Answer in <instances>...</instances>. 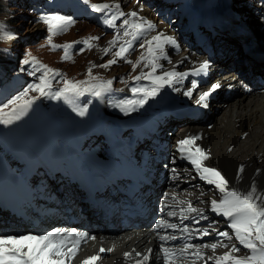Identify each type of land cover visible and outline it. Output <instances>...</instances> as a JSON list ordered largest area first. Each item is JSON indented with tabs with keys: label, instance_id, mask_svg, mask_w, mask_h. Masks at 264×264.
Returning a JSON list of instances; mask_svg holds the SVG:
<instances>
[{
	"label": "bare ground",
	"instance_id": "obj_1",
	"mask_svg": "<svg viewBox=\"0 0 264 264\" xmlns=\"http://www.w3.org/2000/svg\"><path fill=\"white\" fill-rule=\"evenodd\" d=\"M228 1L230 3L232 1L235 2V0ZM209 2H212V0H209ZM244 7L249 9L246 12L247 19L251 22L254 29L261 30L260 34L254 29H252V31L248 27L246 32L245 27L243 28L240 24V18L233 17V10H230L226 15L228 16L227 20L221 18L222 21L226 22L225 26H227L228 29L220 30L209 28L212 31L204 30L205 37L208 36L206 37L207 43L213 46V50H216V48L221 50L220 54L216 51H213L210 55H205V53L200 54V58L203 60L201 61L200 59L201 62H194L188 59L185 55L187 53L182 50L172 57V61H169V64H164L162 60L163 57L161 59L159 52L163 49L172 47L173 43H163L162 48L155 52V63L158 67L152 75L161 76L165 72L175 71L177 73H186L185 76L173 78L170 85L165 84L159 89L155 96L148 98L147 102L143 105H128V107L134 110L127 113L121 111L119 105L129 100L139 101L143 98V92H134V88H130L131 83H126V87L123 91L116 94L117 96H114L115 94H111L108 88L111 86L115 88V86H119V83L116 81L115 84L107 86L109 82L107 76H100L102 78L103 88L97 85L96 91H100L98 105L100 108L102 107L107 111V117L110 119V122L104 125L97 117L92 116L94 115L92 111L89 113L86 112L84 116L77 115L78 121H82L83 123L85 121L88 123L90 122L92 127L98 131H100L101 128L107 130L111 152L105 155L100 154L102 142H100L96 148L78 146V150L84 157L96 164L98 171L103 174L123 175L124 180L121 185L122 187L130 183H136L140 185L141 189H153L155 185L154 181L157 179L159 172L162 184L159 185L158 188L162 189V191L160 193L153 192L149 198H146V202L149 206V214L158 219H166L167 217L166 212L161 211V209L164 208L165 202L170 204L169 209L173 210L177 215H181V210H186L189 203L192 207L201 206L208 213L213 214L210 202L213 199L218 200L220 198L221 194L218 190H216L213 185H209L206 181L201 180L191 163L183 159L180 155L178 141L191 136L201 137L199 140L195 141L193 147L198 146L209 154V159L203 162L204 166L212 167L220 171L228 180V187L230 189L236 188L242 192H247L250 190L252 183L255 182L258 191L264 193V84L260 82L253 84L247 82L245 83L247 85H245L243 83L245 80L243 79L242 90H237V93L232 96L229 95L230 98L227 101L221 100L223 103H221L220 106L225 107L226 116H220L218 120L213 123V126L203 123V115L205 114L203 111L199 118L192 117V120L186 125H181L183 119L187 120L183 117L179 118L178 121H173L170 125L168 123L166 124L168 119H166V117L175 114L177 110L176 101L172 96L170 97L166 91L171 92L173 95H175V93H181L180 91L186 89L185 81L189 76H192V83H197L198 80L194 76L203 74H196V69L199 68L201 63H213L214 66L221 64L219 67L221 68L223 65L226 66L228 64L229 61L227 58L235 53L238 54L236 58L241 59L240 56L243 54L241 47L245 46L244 50H246L248 42L250 40L254 41L258 37H262L260 43L249 42L254 45L251 44L249 46L247 52L250 54L244 57L245 60L248 61V65L245 66L241 64L240 59H235L234 62L228 64L230 68L224 73L225 81L221 83L226 84L227 88H231L237 83L241 74L244 78L247 75L251 77L257 71L264 76V0H244ZM110 9L109 14L111 16L119 12L115 7H111ZM135 12L137 13L135 20L140 19V22H148L151 16L156 14V12L148 8L147 5L142 6L141 10ZM128 16L129 15H127V17ZM124 17L126 18L125 15L123 18ZM221 20L219 19L217 21L219 22ZM147 29L145 25L143 35L145 33L144 31ZM158 29L159 30H150L151 35L147 34V36L149 35L148 40H151L153 36L160 35L162 38L169 37L174 40V42L177 41L175 37L178 31L175 32V27L169 26L167 22H164L159 25ZM117 37H120L119 34L111 36L108 45H106V48L109 49V59L124 61L131 58V51L126 54L125 58L114 56V53L119 50V47H115L116 44H125L122 38L123 42L118 39L116 44L112 45L110 42ZM154 44L155 42L153 43V47ZM229 44H232V46H229ZM193 45L185 44L188 50H192ZM165 51L167 52V50ZM99 56L92 60V64L97 69H100V65H106L108 63L107 61L105 64H99ZM259 64L260 66H257ZM108 67L110 68L111 65ZM132 67L133 65L130 66V69H132ZM150 72L151 67L145 68L143 64L139 65L137 73H135L139 76L142 73ZM215 77H217V75ZM79 81H81V79ZM221 83L219 84L220 87L215 91L226 89ZM213 84L218 83L217 81L210 83L195 97L186 95L188 101L185 104V108H187L189 112L197 111L204 105L203 103H198L200 95L203 92L209 91ZM245 86L246 88H244ZM152 87L153 80L142 79L136 89H150ZM200 90L201 89H199V91ZM213 97H215L214 91L211 92L206 103ZM175 126L176 129L172 134H168V137L165 138L166 130H173ZM126 127H132L134 130L130 133H125L123 130ZM40 132L45 137L52 140L58 135H71L70 131L59 126H44L40 128ZM151 137L155 140L151 141ZM96 138L97 136H91L92 141ZM171 141H174L173 145ZM138 144H144L142 150L137 148ZM165 147H168V149L164 150ZM73 161L76 162L78 160H72V162ZM156 161H158L159 164L157 175L152 179ZM241 165L244 166V172L241 174V179L237 180V171ZM0 167L2 168L3 164H1ZM173 169L175 172H173ZM257 170H259V172ZM189 178L195 179L190 185L187 181ZM14 185H8L7 179L2 178L0 175V195L6 196L9 199L16 198L15 194L11 192ZM92 185L95 186L96 184ZM189 186L199 191L204 190L205 192L199 197L197 194L191 193ZM141 189L139 192L143 193ZM30 192L39 204L40 211L31 214L32 220L29 216H23L21 218L12 216L7 224L8 229H0V236H23L28 234L45 235L52 231L65 233L74 231L86 237H95V239L81 240L79 251L76 256L71 261H66V264H81L85 258L97 254L102 258L97 260L96 264H135L136 260H142L144 254L149 256L145 264H166L158 248L157 233L160 229L156 228L157 223L155 220H150L148 217L144 218L147 214L142 217L143 220L139 221L138 224L133 223L136 219H128L130 223L124 224L121 221H116V213L111 215L102 214V208L95 202L96 197L100 198V194L90 193L88 196L84 193L82 198L79 196L82 203L78 202V198H76L73 203V198L63 191L62 195H65L64 200L68 205L61 206L60 202V208H56L50 199L44 196L41 189H34ZM38 192H40L38 195L43 197L42 200L36 197V193ZM53 195L56 196L55 194ZM142 198L145 199V195ZM155 206L156 208L153 209ZM17 209V207H14L12 211H17ZM183 214L188 215L193 213L185 211ZM87 215H92V217L87 218ZM101 216L102 220H100ZM97 219L99 221L98 224L96 223ZM2 225L3 219L0 218V226ZM217 242H220V240L216 234L209 233L208 236L198 235L192 237L191 241L188 243L194 245L195 248L207 249L208 255H211L221 251L223 247H218L213 251L211 248L200 246ZM100 248L106 250L111 249V251L100 253ZM149 249L151 252H149ZM125 253H133V256L126 260ZM135 253H140L142 255L136 256Z\"/></svg>",
	"mask_w": 264,
	"mask_h": 264
},
{
	"label": "snow or ice",
	"instance_id": "obj_2",
	"mask_svg": "<svg viewBox=\"0 0 264 264\" xmlns=\"http://www.w3.org/2000/svg\"><path fill=\"white\" fill-rule=\"evenodd\" d=\"M85 4H89L90 0H83ZM90 7L95 12H104L111 7L119 8V5H109L107 3H92ZM125 13L118 12L111 16V18H106L104 23L108 25V27L114 28L116 27V20L120 17H123ZM130 17H137L136 12H131L128 14ZM52 19H62L53 17ZM46 23L49 24L50 29L53 32V35L58 34L55 30L59 27L61 31H66L67 26L71 25L73 21L71 20H63V27L60 25L52 24L51 20H45ZM123 25L127 26L131 29V31H125L123 35L131 36L132 40L127 41L125 44H122L119 47V50L114 53L115 57L125 58L126 54L133 48V42L137 40L142 34L145 25L148 29H152L154 25L150 22H134L129 19H124ZM99 37H89L82 41H75L70 44L57 45L52 43L51 36L49 37V45L52 50H56L58 48L64 49L63 60L70 59L69 49H71L74 44L82 43L86 48L91 49L92 44L90 41L98 40ZM119 37L111 41L112 45H115ZM154 47H153V43ZM163 43H175L169 37H161L160 35L153 36L151 40L145 41L140 45L141 48L145 47V44L148 45L147 48V57L144 54L141 55L140 60H138L135 64H133V69L137 67V65L145 60L147 63L145 67L151 65L150 73H142L139 76L134 77V80L139 81L141 79H149L153 80L152 88H144V89H136L134 88V92H143V98L139 101H126L124 104L119 105L121 111L125 113L134 110L128 105L139 104L143 105L147 102L148 98L153 97L157 94L159 89L163 87L165 84H171L173 78L175 77H183L186 73H177L175 71L165 72L161 76H153L152 73H155L158 65L155 63V52L162 48ZM81 49L80 51H83ZM105 53L109 51V49H104ZM162 55V53H161ZM132 63L131 61H128ZM116 63L115 59L109 60L106 65H100L101 67H108L112 64ZM25 65H32L33 70L31 72L32 75H35L37 72H41V76L39 77V83L33 84L28 91H25L20 97H18L19 101L22 103H17V101H12V104L16 105L12 110V115L10 118L5 119L0 117V123L9 124L13 119H19V115L16 114L17 108L20 109V115L23 114L24 110H26L32 103L33 99H25L28 97L29 91L38 92L41 96L50 95L53 99L64 98L66 101L71 102L69 99L70 95H79L81 94L80 85L84 82H73L70 80L64 81V88L56 91L54 93L47 92L46 89L51 88L49 76L51 74L52 77L60 76L61 73L57 70L49 68L47 65L41 64L34 57L31 59H25L23 61ZM208 69V63H201L199 68L196 69V74L205 73ZM89 75H91V68L88 70ZM111 82H108L107 86H110ZM219 84H213L209 91L203 92L198 100V103H203L204 107H207V98L211 95V92L215 91L219 88ZM86 91H90L91 88L84 89ZM95 95L99 96L100 91H96ZM185 95L191 96V90L185 92ZM7 107V105H5ZM73 111H76L79 116H84L87 109L84 108H73ZM201 137L199 136H191L178 141V150L183 159L188 160L191 165L194 167L196 173L199 175L201 180H204L209 185H213L216 190L221 194L220 198L211 200V211L219 216H222L227 221V226L232 230V235L230 236L227 231L218 232L219 236L225 237L228 240H231L233 237L238 242V247L236 244H232L229 248L228 244L223 243V241L212 243L210 245L204 244L200 247L211 248L215 251L218 247L229 248V251L225 252L223 255L215 258V264H264V193L258 191L256 183L253 182L250 190L247 192H242L236 188L228 187V180L215 168L204 166V161L209 159V154L202 148L198 146H194L195 141L199 140ZM259 172V170H257ZM173 172L175 170L173 169ZM244 172V166L241 165L237 171V180L241 179V174ZM167 205L165 206V208ZM165 209H161L164 211ZM187 211L188 213H195L198 217L202 219H207V217L202 215L203 210L192 207L189 203V206L186 210H181V218L185 219L186 216L183 213ZM169 216H175V212H168ZM199 223V220L196 221ZM176 224L168 223L165 220H160L156 224L157 229L165 228V229H177ZM181 233H190V229L185 226L179 229ZM195 232L201 233L203 235H209V231L207 229L201 230L196 229ZM161 240H175L176 236L174 235H164L159 237ZM86 239H95V237H86L85 235L78 234L74 231L71 232H60V231H52L48 232L45 235H23V236H0V264H66V261H71L79 251V245L81 240ZM195 247L192 244L186 243L183 248L179 250V253L172 251L169 248H163V256L166 261V264H171L173 259L177 256H183L187 252V249ZM241 248L247 249L249 254L238 257L233 255L234 253H238L241 251ZM106 251H111V249L100 248L99 252L104 253ZM149 252L151 250L149 249ZM136 256H141L140 253H135ZM190 255L194 256L196 259H201V253L196 251L191 253ZM133 256V253H125V259H129ZM102 257L97 254L90 257L85 258L81 264H96V261L101 259ZM149 259L147 254L142 256V260H136L135 264H145ZM208 259H213L212 257H208ZM207 264V262H205Z\"/></svg>",
	"mask_w": 264,
	"mask_h": 264
},
{
	"label": "rangeland",
	"instance_id": "obj_3",
	"mask_svg": "<svg viewBox=\"0 0 264 264\" xmlns=\"http://www.w3.org/2000/svg\"><path fill=\"white\" fill-rule=\"evenodd\" d=\"M16 1H20V0H16ZM80 1L81 0H76V2L78 4L81 3ZM112 1H114V2H112ZM216 1L218 2L219 0H216ZM25 2H26L25 5H18V4H16L18 2H16V3L13 2V4H15V6H9L5 0L2 2V6H1L2 8L0 11V60L1 61H4L6 59L10 60L11 64H13V66L16 70L17 68H21V67L25 66V64H23V61L25 59H31L34 57L37 61L43 62L44 64H46L51 69L57 70L58 72L61 73V75L53 77L54 78L53 83L55 85H59V84L60 85L57 87L51 85L50 89H46V91L50 92V93H54L56 91L63 89L65 86L64 81L70 80L73 82H84L80 85V87H85L84 89L91 88L90 92L92 94H94L96 92V89L98 86H101V88H103L101 77H105V76H107L108 81L111 82L110 85L115 84L116 81L119 83V86H115V88L112 86L108 88L111 94H113V95L115 94L114 96H117L116 94H119L123 91V89L126 87V83H131L130 88H137L138 87L136 84L138 81L134 80V77L138 76L136 73H137V69H138L139 65L144 64V67H145L147 60L139 63L137 65V67L135 68V70L133 69V67H132V69H130V66L135 64L138 60H140V57L142 54H144L145 57H147V53H146L147 48H148L147 44H145L146 46L143 48H141L140 45L148 40V36L151 35L150 30H152V29L159 30L158 29L159 25L164 23V21H161V19L159 18L158 13H156L155 15H152L151 19L149 20V22L151 24H153L154 27L152 29H148V31H145L144 35L142 34L137 40H135L133 42V48L130 50L131 51V58H128L124 61L116 60V63L112 64L110 68L100 66V69H97L92 64V60L97 58L99 55H100L98 58L99 64H105V62L112 60L111 58L109 59V53L108 52L105 53V51H104V49H107L106 45H108V42L110 41L111 36L119 34V36H120L119 40H121V42H123V39H124L125 43L127 41L132 40V37L130 35L129 36L123 35V33L125 31H131L130 28L123 25V21H124V19L127 18L130 21L132 20L134 22H136V21L140 22L141 21L140 19L135 20V18L130 17V16L127 17V15L131 12L141 10L142 6L147 5L146 0H116V2H115V0H90V4H92V3H107L109 5H112V4L118 5L119 4V8H117L118 11L119 12L122 11L123 13H125L126 18L120 17L115 22L116 27L110 28L108 30H105V28H103L100 24L96 23L93 20H91V21L86 20L85 18H83V16H79V18H73L72 17L73 14L70 11L54 10V8H52V7H50V10H45V9H42L40 4H34V3L32 5V7H29L32 4V1L31 0H25ZM90 4H88V6H90ZM80 5H82L83 7H85L87 9V6H85L83 4H80ZM148 7L150 9H153V11L157 12L156 7H154L150 3H148ZM230 7L233 8V10L235 12H237V11L240 12V16L242 17V19L245 23V27H248L251 30L254 29L253 25L251 24V22L246 17V12L249 9L244 7V0H239V1L235 0V2L232 1L230 3ZM110 10L111 9L106 10V18H111V15L109 14ZM53 17L62 18V19H52ZM131 18H133V19H131ZM45 20H51L52 24L60 25L61 27H63V20H71V21H73V23L71 25L67 26L66 31H61L60 28L58 27L55 30L58 34L53 35V32L50 29L49 24L46 23ZM179 27H181V26H179ZM254 30L257 31L258 34L261 33L260 29H254ZM147 34H149V35L147 36ZM251 34H252V32H251ZM50 36H51L52 43L57 44V45H59L61 43L63 45L64 44H70V43H73L75 41L85 40L89 37H99V39L90 41V43L93 45L91 49H87L85 47V45L82 43L74 44V46L71 49H69V54H70L71 58L68 60H63L62 57L64 56V51L62 52L60 50V48H58L56 50H52V48L50 47V45L48 43ZM206 37H208V36H206ZM251 37H252V35H251ZM175 38L177 39V41H175V43H173L172 47H169L168 49H163L159 52L161 59L163 57L162 60H163L164 64H169L172 61V57L177 52L182 51V50H184L185 53H187V54H185V53L184 54L188 57V59H191V60L196 61V62H200V59H201L200 56L201 55H199V53L203 52V50H204L203 47L198 46L195 43V41L193 40V38H191L192 39L191 43L194 44L195 47L193 45L194 48L192 50H188V48H186V46H185V44L187 43V40L185 38H182L179 34ZM261 40H262V37H258L252 42H259L260 43ZM99 43H100V45H99ZM119 44L120 43H117L115 47H120L121 44L120 45ZM229 46H232V44H229ZM103 47H105V48H103ZM81 49H84V50L80 51ZM165 50H167V52ZM216 51H217V49H216ZM226 51H227V49H226ZM241 51L243 53L242 56H240L241 59L236 58V56L238 54L235 53V54H233L227 58V60L229 61L228 64L234 62L235 59L236 60L240 59L241 64H244L245 66L248 65V61L245 60L244 57L248 56L250 53H248L246 50H244V47H241ZM161 53H162V55H161ZM220 53H221V50H219V54ZM200 54H204V53H200ZM128 61H131L132 63H129ZM228 64L226 65L227 67L225 65H223L221 68H219L221 66V64L218 66H214L212 63H208L207 71L204 74L200 75V80L195 85H193V84L190 85V83H191L190 79L191 78H188L185 81V84L187 86H189V89L192 92L191 97L197 96V94L200 92L199 89L204 87V85H206L207 83L214 82L216 80L218 82L219 81H225L224 80V73H226V71L229 70V68H230ZM257 66H260V64ZM148 67H151V65H149ZM148 67H145V68H148ZM89 68H91V75H89V72H88ZM104 70H107V71H104ZM216 75L218 78L215 77ZM221 76H223V77H221ZM110 78L113 80H111ZM80 79H81V81H79ZM241 79H242V76L237 80L238 82L236 83V85L233 88H228V89H225L222 91H214L215 97L210 99V101L207 103V107L202 108V111L205 113V118L203 119V123H205L206 125L209 124L210 126H213V123L216 122L220 116H226V111L224 110L225 107L220 106V104L223 103V102H221V100L227 101V100H229L230 96L237 93V90H242ZM244 80H245L243 82L244 84L247 82L252 83V84L257 83L256 80L252 81L251 77L249 75H247L244 78ZM141 81H142V79L139 80V82H141ZM39 82L40 81L38 79V80H35L33 82V84H36ZM245 85H247V84H245ZM236 87H238V88H236ZM244 88H246V86ZM117 89H119V90H117ZM197 91H198V93H197ZM82 93L83 92H81V94H80L81 96L84 95V93L83 94ZM166 93L170 97L172 96V97H174V98H176L182 102L186 101V98L184 96L176 95L175 92H174L175 95H173L169 91H166ZM47 96L50 97L49 102H48L49 107L53 108V110H54V108H58V104H61V102L58 99L51 98L50 95H47ZM225 98H227V99H225ZM76 101H78V99ZM17 103H22V101H17ZM15 107H16V105H14L12 107H8L5 110H0V117L5 118V119L10 118V116L12 115V110ZM19 112H20V109L17 108L16 114H18ZM101 112H102V114H105V115L107 113L105 110H103L102 107L99 109L98 113H101ZM185 119H187V120L183 119L182 120L183 122L181 125L188 124L192 120V117H187ZM173 121H176L173 117L168 118L166 124L168 123L170 125L171 123H173ZM8 125L9 124L0 123V158L3 157L5 160L8 161L9 165L11 166V172L13 174H15L16 176L24 175L25 173L21 167L22 161H24V160L28 161L29 158H27L26 155L27 156H33L34 153H31L30 151H23L20 159H18V160H15L14 157H11L8 154L4 153L5 150H9V151H12L13 153H15L16 150L14 149V147L19 146V145H16V143L12 139H9L7 137ZM175 129H176V126L173 128V130L167 129L165 138L168 137L167 136L168 134L171 135ZM128 132L130 133L131 131H128ZM98 135L102 136V133L98 132ZM101 136H97L96 140L100 141ZM87 140H89V139H87ZM103 142H104V140H103ZM96 143H98V142H96ZM171 144L173 145L174 141H171ZM142 146H144V144ZM13 156H15V155H13ZM158 165H159L158 161H156L155 170H154L155 175H157ZM50 174L53 175L52 173L46 174L45 171L42 174L40 173V176L36 179V182L40 183V185L45 184L44 186L49 185V187L51 188V193L60 194L59 190H60V186H61L68 193H69V191H74V193H73L74 195L76 192V193H79V196L82 197V194H81L82 190L77 187V184L74 183L76 185V189L75 188H73V189L68 188V186L66 185V181H68V178L66 176L64 177V176L60 175V177L63 178V179H61L56 173L53 176H51ZM57 176H58V178L55 179ZM191 180L193 181V179H189L188 182H191ZM56 185H58V186H56ZM192 194H194V193H192ZM57 198L62 199L63 197H62V195L61 196L59 195V196H57ZM61 203H63L62 204L63 206L66 205L64 200H62ZM155 208H156V206L153 209H155ZM4 217L5 218L7 217V214L5 212H4ZM11 218L12 217H10L8 220L2 218L3 219V225L0 226L1 230L8 229L7 224Z\"/></svg>",
	"mask_w": 264,
	"mask_h": 264
},
{
	"label": "trees",
	"instance_id": "obj_4",
	"mask_svg": "<svg viewBox=\"0 0 264 264\" xmlns=\"http://www.w3.org/2000/svg\"><path fill=\"white\" fill-rule=\"evenodd\" d=\"M4 0H0V11H1V6H2V2H3ZM6 2H7V4L9 5V6H15V4H13V2L14 3H16V2H18V3H16V4H18V5H25L26 4V2H25V0H20V1H16V0H5ZM32 5H33V3L31 4V6H29V7H32ZM176 20V19H175ZM7 61H9V60H4V61H1L0 60V64H2L3 66H8L9 64H7ZM0 67H1V65H0Z\"/></svg>",
	"mask_w": 264,
	"mask_h": 264
}]
</instances>
